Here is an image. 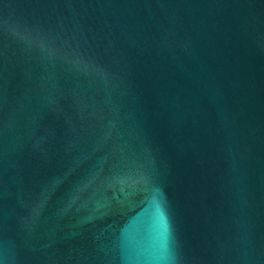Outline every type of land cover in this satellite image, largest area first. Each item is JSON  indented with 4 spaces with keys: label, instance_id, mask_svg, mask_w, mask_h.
<instances>
[{
    "label": "water",
    "instance_id": "95a60500",
    "mask_svg": "<svg viewBox=\"0 0 264 264\" xmlns=\"http://www.w3.org/2000/svg\"><path fill=\"white\" fill-rule=\"evenodd\" d=\"M0 264H264V0H0Z\"/></svg>",
    "mask_w": 264,
    "mask_h": 264
}]
</instances>
